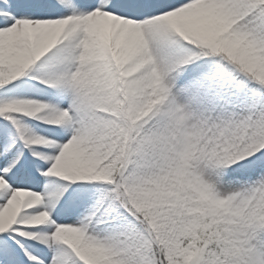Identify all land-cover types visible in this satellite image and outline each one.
Segmentation results:
<instances>
[{"label":"snow or ice","instance_id":"1","mask_svg":"<svg viewBox=\"0 0 264 264\" xmlns=\"http://www.w3.org/2000/svg\"><path fill=\"white\" fill-rule=\"evenodd\" d=\"M0 264H264V0H0Z\"/></svg>","mask_w":264,"mask_h":264}]
</instances>
